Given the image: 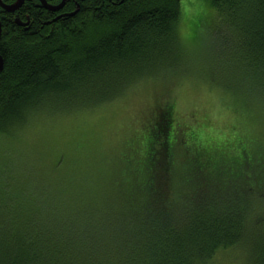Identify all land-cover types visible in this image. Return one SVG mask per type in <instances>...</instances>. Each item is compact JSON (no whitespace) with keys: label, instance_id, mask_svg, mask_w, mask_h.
Masks as SVG:
<instances>
[{"label":"trees","instance_id":"1","mask_svg":"<svg viewBox=\"0 0 264 264\" xmlns=\"http://www.w3.org/2000/svg\"><path fill=\"white\" fill-rule=\"evenodd\" d=\"M206 2L221 28L207 37L221 86L229 85L235 107L248 114L249 108L264 109V0ZM36 3L0 10V140L14 138L39 110L68 116L170 73L168 55L184 52L178 36L183 0H67L58 13ZM17 17L30 24L19 26ZM223 47L227 58L219 59L215 54ZM162 103L154 127L143 130L140 160L120 176L115 206L103 212L107 217L68 180V187L58 186L50 175L52 185L49 177L42 185L39 174L26 172L25 186L14 185L0 153V264H216L222 249L237 246L250 264H264V215L249 214L251 206L264 208V179L256 166L264 161L262 142L231 135L210 145L211 137L193 131L190 140L180 141L171 131V101ZM179 144L186 161L177 190L173 159ZM212 161L209 171L205 163ZM193 162L189 191L183 183ZM218 165L238 172L231 186L211 178Z\"/></svg>","mask_w":264,"mask_h":264},{"label":"rangeland","instance_id":"2","mask_svg":"<svg viewBox=\"0 0 264 264\" xmlns=\"http://www.w3.org/2000/svg\"><path fill=\"white\" fill-rule=\"evenodd\" d=\"M181 6L183 16L178 36L184 52L168 55L173 64V70L169 71L172 74L144 79L111 101L68 116L49 117L50 114L40 110L35 112L28 125L16 128L14 138L0 140V153L11 165V171L5 170L6 179L25 186L26 172H34L39 174L42 185H49L51 175L55 185L68 187L70 182L72 188L82 189L76 190V194L87 191L85 200L95 211L101 209L103 213L115 206L121 190L120 176L127 164L133 168L140 160L136 152L143 145V130L154 127L156 109L166 99L172 105L171 131L180 141L184 137L190 140L187 137L193 132H199L204 139L211 137L210 145H219L221 138L231 135H248L262 142L264 151V109L249 108L248 114L235 107L228 94L229 85L224 82L221 86L224 78L219 74L217 59L207 52V37L215 38L221 29L219 22H213V11L206 0H188ZM227 49L223 47L216 57L227 58ZM243 100L250 103L252 99L243 94ZM185 161V149L179 144L173 159L177 190ZM212 163H205L207 170H213ZM195 165L191 164L187 172L190 175L184 177L183 186L189 191H194ZM256 166L264 179V161ZM63 175L65 179L61 178ZM211 178L223 187L231 186L238 172L218 165ZM74 196L70 198L72 201H76ZM261 207L251 206L249 214L263 216ZM107 215L103 213V217ZM237 247L222 249L213 263L250 264L241 246Z\"/></svg>","mask_w":264,"mask_h":264},{"label":"water","instance_id":"3","mask_svg":"<svg viewBox=\"0 0 264 264\" xmlns=\"http://www.w3.org/2000/svg\"><path fill=\"white\" fill-rule=\"evenodd\" d=\"M25 0H18V2L14 5H7V4H4L2 2V0H0V4L5 8L7 9L8 11H15L18 7H20L23 3H24ZM67 0H62L58 5H50L46 0H41V2L43 3V7H45L46 9L48 10H51V11H58L60 10L66 3ZM17 23H20L19 20L17 19L16 20ZM1 30H2V26H1V20H0V38H1ZM3 68V62L1 61V65H0V71L2 70Z\"/></svg>","mask_w":264,"mask_h":264},{"label":"flooded vegetation","instance_id":"4","mask_svg":"<svg viewBox=\"0 0 264 264\" xmlns=\"http://www.w3.org/2000/svg\"><path fill=\"white\" fill-rule=\"evenodd\" d=\"M47 1V0H46ZM62 0H60L59 2H57L56 4H52V3H50V2H48L50 5H58L60 2H61ZM2 2H3V0H2ZM18 2V1H17ZM17 2H15V3H12V4H8V3H5V2H3L4 4H7V5H14V4H16ZM25 2V1H24ZM24 4V3H23ZM22 4V5H23ZM66 4V3H65ZM22 5L20 6V7H18L15 11H17L18 9H20L21 7H22ZM38 6H41V7H43V3L41 2V0H38V3H36L35 4V7H37L38 8ZM44 9H46L45 7H43ZM63 8V7H62ZM61 8V9H62ZM60 9V10H61ZM0 10H5V11H7V12H11V11H8L7 9H5L1 4H0ZM46 10H48V9H46ZM60 10H58V11H52V12H54V13H58ZM15 11H13V12H15ZM48 11H51V10H48ZM28 18V17H27ZM19 20V22L20 23H17L16 22V20ZM15 22L19 25V26H28L29 24H30V19L28 18L27 19V21L26 22H24V21H22L21 19H19L18 17L15 19ZM2 26V25H1ZM1 34H2V30H1ZM1 39V38H0ZM1 61L3 62V60H2V58L0 57V65H1Z\"/></svg>","mask_w":264,"mask_h":264},{"label":"snow or ice","instance_id":"5","mask_svg":"<svg viewBox=\"0 0 264 264\" xmlns=\"http://www.w3.org/2000/svg\"><path fill=\"white\" fill-rule=\"evenodd\" d=\"M183 3L187 4L188 3V0H183ZM73 11H74V9H73Z\"/></svg>","mask_w":264,"mask_h":264}]
</instances>
